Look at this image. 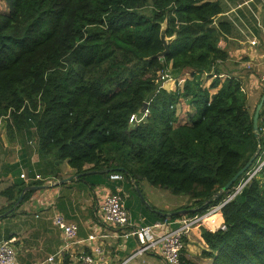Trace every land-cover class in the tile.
Segmentation results:
<instances>
[{"label":"trees","instance_id":"trees-1","mask_svg":"<svg viewBox=\"0 0 264 264\" xmlns=\"http://www.w3.org/2000/svg\"><path fill=\"white\" fill-rule=\"evenodd\" d=\"M225 11L223 0H0V118L27 158L38 154L43 178L6 188L9 203L0 214L26 187L59 178L63 162L76 174L104 170L77 178L91 187L116 172L132 189L133 178L141 188L147 183L181 196L184 202L168 212L186 213L148 210L153 222L221 203L245 174L214 195L258 145L243 80L219 77L230 55L220 41L235 28L221 17ZM261 12L264 29V4ZM165 21L175 39L164 57H153L164 50ZM186 72L191 77L182 87L162 86V74ZM203 73L215 75L209 87ZM184 101L195 111L183 123L177 111ZM263 115L264 108L259 126ZM35 191L26 190L17 207ZM221 212L225 229L194 227L205 264H264V168ZM182 264L200 263L183 256Z\"/></svg>","mask_w":264,"mask_h":264},{"label":"crops","instance_id":"crops-1","mask_svg":"<svg viewBox=\"0 0 264 264\" xmlns=\"http://www.w3.org/2000/svg\"><path fill=\"white\" fill-rule=\"evenodd\" d=\"M250 1L252 0H244L242 4L249 5ZM242 4H238V6ZM226 13L227 11H225L224 14ZM259 27H257V31L264 34V29ZM234 38L232 33L227 38H222L220 41L221 47L228 49L230 53L229 59L221 64L223 72H221L219 77L222 80L230 74L242 79L236 70V68L240 66V64H237L240 59H242L241 63L244 66H246V64L248 66H253L252 60H254L255 57L250 50L246 51L244 57L249 56L252 59L251 61L250 58L241 57L240 54H237L231 48L229 44ZM247 48L246 46L245 50H247ZM251 74L254 75L252 71ZM214 76L203 73L202 79L204 86L208 87L209 83H206H211ZM255 76L256 75H254V77ZM190 77V73L186 72L180 77H171L168 82L165 81L162 86L169 91H174L177 86L182 87L185 79ZM257 77L258 76L255 77V80H251V83L242 79L247 91L248 103L251 110H253L252 107L255 104H258L264 93V87H262L263 82L260 83ZM259 77H262L261 81L264 80V71L261 72ZM167 83H169V87H166ZM217 89H211L210 92L214 93ZM253 94H257L255 102L251 101V96ZM181 107V113L179 110L177 111L180 121L183 123L188 122L190 114L194 113L195 110L185 101L182 102ZM262 108H264V105ZM181 114L183 115L181 116ZM260 121L261 123L264 122V115ZM4 128V125H0V209L7 206L9 203L3 191L15 181L20 180L22 178L21 173L24 172L27 175V178H22L26 182L35 179V177H29L28 171L30 168H28V166L30 164L29 161H31L32 168H34L33 170L37 171L35 164L39 159L38 154L35 152L30 158H27L24 154V148L19 137L17 136L11 140ZM90 166L91 165H87L86 167ZM111 174H109L107 179L105 177V183L91 187L86 181H76V170L67 162L61 163L58 171L60 177H53V179L60 180L69 177H74V179H70L59 185L35 189L36 191L31 198L23 202L19 207L13 206L9 211L0 214V240H11L13 242L19 264H37L48 255L57 253L63 245L61 230L55 225L52 219L55 213H60L64 215L67 221L74 222L79 227L76 237V240L79 242L73 245L74 252H84L93 256L104 257L102 264H118L121 260L125 259V257L130 256V252L139 245V240L135 237H130L128 239L122 237L121 229L106 223L102 219L99 214L98 206L103 197L111 192H119L124 195L126 206L133 218L140 219L143 223L150 224L153 222L154 217L152 218V216H148V213L141 212L139 207L140 203L138 200L136 201V197L134 196L135 192L138 193L135 186V189L128 187L124 177L123 179H111ZM146 185L148 184L143 183V188ZM143 188H141L142 194ZM141 204L144 205V202L142 201ZM154 211L158 212L156 210ZM209 217L215 218V223L217 222L215 226L209 223L208 217L203 222L213 230L219 229L220 226L224 224V217L221 211ZM91 235L97 237L90 240L89 237ZM185 242L184 257L186 259L200 264H205L210 261L201 255L205 246L199 237L198 229L194 230L193 228L189 236L185 239ZM97 248L101 250V253L98 254L96 252ZM67 257H70V253ZM135 263L165 264L158 251L145 253L141 257H138Z\"/></svg>","mask_w":264,"mask_h":264},{"label":"built area","instance_id":"built-area-1","mask_svg":"<svg viewBox=\"0 0 264 264\" xmlns=\"http://www.w3.org/2000/svg\"><path fill=\"white\" fill-rule=\"evenodd\" d=\"M252 44L255 41H251ZM250 66V65H249ZM165 82L170 75L164 73L161 75ZM135 116L131 117V121H136ZM3 123L0 118V124ZM261 134V150L257 156L255 164L245 173L244 177L231 189L226 198L219 204L211 206L205 213L194 215H182L174 221H155L153 223H143L140 219L132 217L128 210L125 197L119 192H111L106 194L99 204V214L102 219L116 228L122 230L121 236L128 239L135 237L139 240V245L132 250L129 257L121 260L118 264H136L135 261L145 253L158 251L165 264H182V257L186 247L185 239L189 236L193 228L207 217L220 212L222 207L232 200L236 195L242 192L247 184L257 176L264 168V122L260 126ZM22 178L27 175L21 173ZM35 179H43L42 176L35 171ZM111 179H123L120 173H113ZM52 179L45 180V184H50ZM55 225L61 230L63 237V245L61 249L55 253L48 255L37 264H102L104 257L93 256L84 252H74L73 245L78 243L76 240L79 227L76 223L67 221L64 215L55 213L52 217ZM225 224L221 225V229H225ZM97 236H90L93 240ZM99 254L101 250L96 249ZM70 257H67L69 255ZM68 260V263H66ZM0 264H19L16 248L11 240H0ZM139 264V263H137Z\"/></svg>","mask_w":264,"mask_h":264},{"label":"rangeland","instance_id":"rangeland-1","mask_svg":"<svg viewBox=\"0 0 264 264\" xmlns=\"http://www.w3.org/2000/svg\"><path fill=\"white\" fill-rule=\"evenodd\" d=\"M243 1L241 3H234L223 0L227 13L223 14L221 17L231 20L235 27L233 30L235 38L231 40V43L229 44L234 52L240 54L241 57H244L246 55V51L250 50L252 55L255 57L254 60H252L249 56H247V58H250V61L252 60L253 66H248L247 64L244 66L241 63L242 59L237 62L238 65L240 64V66L236 68L238 75L241 76L244 81L250 83L251 80H255V77L258 76V81L260 80V83L263 82L262 87H264V80L261 81L262 77H259L261 72L264 71V34L257 31L259 21L262 17L261 9L263 7L264 0H252L249 2V5L242 4ZM238 4L242 5L238 6ZM251 41H255V43L252 44ZM246 46L248 47L247 50H245ZM251 71L254 75H256L255 77L251 74ZM168 80L169 78L166 81L168 82ZM208 83L209 87L210 82H207L206 84ZM166 87H169V83L166 84ZM256 99L257 94H253L251 96V101L255 102ZM181 105L182 103L178 105L179 112L180 109H182ZM256 106L257 104H255L252 109H255L254 107ZM182 115L183 114H181V116ZM140 119L141 118H138V121ZM0 125L4 124L2 123ZM4 129L6 132V127ZM134 196L136 197V201L138 200L140 203L139 207L142 213H148V210L151 212H155L154 210H156L161 213L172 211L184 202V200H181V196L173 194L167 189L148 185L143 188V197L148 204L142 200L143 198L140 197L139 193H134ZM142 201L144 202V205L141 204Z\"/></svg>","mask_w":264,"mask_h":264},{"label":"water","instance_id":"water-1","mask_svg":"<svg viewBox=\"0 0 264 264\" xmlns=\"http://www.w3.org/2000/svg\"><path fill=\"white\" fill-rule=\"evenodd\" d=\"M166 27H167V22L165 21L163 23L162 29H161V40H162V42L164 44V50L159 52V53H157V54H155V55H153V57H158V58L164 57L169 52L171 43L175 39V36L169 37L166 34ZM147 105H148V103L146 102L145 105H144L143 111L147 110ZM263 105H264V93L262 94V97H261L260 101L258 102L256 108H255V112H254V116H253V125H254L255 136H256V138L258 140V145L256 147V150L250 156V158L248 159L246 164L231 178V180L224 187H222L214 195V197H218L224 191L228 190L237 181V179L240 176H242L243 174H245L247 172V170L252 166L254 161L257 159V156H258V154H259V152L261 150V144H262L261 143L260 126H259V116H260V112H261V109H262ZM97 172L103 173L104 170H98V171L97 170H91V171H87V172H82V173L76 174L75 177L79 178L81 175H85V174H88V173H97ZM70 179H74V177L64 178V179H60V180L52 179L50 184L33 185V186H30V187H26L24 189L23 193L19 196V198L16 201L14 206H17V205L20 204V202L23 199V194H24V192L26 190H35V189H40V188L47 187V186H55V185H59L61 183L67 182ZM132 181H133L134 186H135L136 190L138 191L140 197L143 198L142 199L143 201H145L140 186L136 183V181L133 178H132ZM145 203L148 204L147 201H145ZM158 213H161V212H158ZM174 213H186V210L182 209V210H178V211H174V212H164L162 214H165L166 216H169V215L174 214Z\"/></svg>","mask_w":264,"mask_h":264},{"label":"bare ground","instance_id":"bare-ground-1","mask_svg":"<svg viewBox=\"0 0 264 264\" xmlns=\"http://www.w3.org/2000/svg\"><path fill=\"white\" fill-rule=\"evenodd\" d=\"M207 219H208V221H209V223H210L211 225H213V226L216 225L217 222L215 223L216 220H215L214 217H208Z\"/></svg>","mask_w":264,"mask_h":264}]
</instances>
